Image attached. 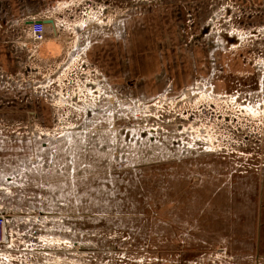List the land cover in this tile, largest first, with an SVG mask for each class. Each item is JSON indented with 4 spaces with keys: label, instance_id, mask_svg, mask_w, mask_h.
I'll use <instances>...</instances> for the list:
<instances>
[{
    "label": "rangeland",
    "instance_id": "374dc122",
    "mask_svg": "<svg viewBox=\"0 0 264 264\" xmlns=\"http://www.w3.org/2000/svg\"><path fill=\"white\" fill-rule=\"evenodd\" d=\"M107 1L137 18L138 48L107 49L105 68L120 67L106 79L104 51L84 49L104 24L60 22L36 75L40 121L17 131L24 143L40 131L35 152L18 142L1 161L9 264H264V0H134L133 13ZM166 1L178 16L147 11ZM165 22L176 51L156 32ZM196 57L213 94L208 80L163 85Z\"/></svg>",
    "mask_w": 264,
    "mask_h": 264
},
{
    "label": "crops",
    "instance_id": "0c3cea01",
    "mask_svg": "<svg viewBox=\"0 0 264 264\" xmlns=\"http://www.w3.org/2000/svg\"><path fill=\"white\" fill-rule=\"evenodd\" d=\"M180 1L185 2V0ZM124 2L130 1L128 0ZM131 2L133 3L134 0H131ZM132 5L133 6L129 7V9H132L133 13L136 11L137 6L135 3ZM174 5L176 6H172L170 1H166V8H163V11L154 12V9L150 10L148 8L147 11L154 14V17L159 16L161 18H170L173 17L174 14L178 16L179 10H181L177 7L178 3L175 2ZM148 6L151 7L152 5L148 4ZM38 9V4L31 0H0V171L2 168V158H4L7 153L6 147H15L18 142H21L22 145H27L29 151L35 152L34 146L35 143L38 142V139H35L36 137H31L24 139L27 140L26 144L24 143L25 141H21L23 138L17 133V131L24 126L23 123L26 122V115H31L35 121L36 119L40 121L39 106L42 90L40 85L36 84L38 81L36 75L40 74L42 62L46 63V60L50 59L48 52H56L57 50L52 43H49L51 41L50 39L42 45L43 47L40 46L36 52L32 53V55H30V46L24 45L26 36H24L23 30L28 23L26 17L36 13ZM180 15L182 16V11L180 12ZM130 16L131 14L129 17ZM136 19L137 18L130 20V18H125V20H117L111 25H106L104 27L100 26L99 28L90 27V30L88 29L89 36L84 45L86 48L84 49L88 51H91L92 49L104 51V53H97L96 60L98 61L97 64L101 66L99 69L103 73L104 78H106L105 75L107 74L118 73V67H120V64L117 63L116 66L113 64L117 69H114L112 65L110 69L105 68V56H107V58L110 56V51L107 49H112L111 55H116V50L130 52L135 51L138 48L136 37L139 31L136 27ZM166 24L167 22H165V25L159 26L160 29L156 32L171 35L164 44L170 46L173 45L172 50L176 51L175 45L177 44V41L171 40L173 35H176V31H174V29H169ZM168 26L176 27L173 21H171ZM140 31H145L147 33L148 28L146 26L142 27ZM106 41L109 43H106ZM137 57V53H130L128 57H126L129 61L132 59V67H134L133 72L132 69H130V73L135 74L137 72V68H135L138 66ZM196 59L197 57L191 60V63L195 66L194 70L190 72L192 74H189V71L185 72L186 67H184V62L181 61L180 64L182 65V68H177L180 71V74H174V76L168 79L163 85L166 87H172L173 90L181 92L193 84L195 85L199 82H204V80L207 81L209 79L208 76L202 77L201 75H197V73L193 75L197 66L193 61ZM118 61H121L120 57L118 58ZM208 81L209 83H214L213 80ZM149 82V80L144 79L142 85ZM164 86L161 90L154 93L153 96L162 94ZM27 118L29 117L27 116ZM34 126L38 129V125ZM36 152H39V148H36ZM10 155L11 154H8V156ZM39 159L40 157L37 153H33L28 157V161H32V165H35V162L38 163ZM32 171L34 172L32 176H34V167L32 168ZM0 190L3 189L1 188Z\"/></svg>",
    "mask_w": 264,
    "mask_h": 264
},
{
    "label": "built area",
    "instance_id": "2783aa9c",
    "mask_svg": "<svg viewBox=\"0 0 264 264\" xmlns=\"http://www.w3.org/2000/svg\"><path fill=\"white\" fill-rule=\"evenodd\" d=\"M38 4L39 9L36 13L26 17V21H30L26 24L23 34L26 36L24 45H29L31 53L36 52L39 47L44 44L48 39L57 38L58 26L63 19L66 18H78L79 15L84 20L85 18H92L97 25L104 24L114 21L115 18L118 20H125L129 18V14L125 10L120 13L119 7H112L111 3L107 0H31ZM109 17V18H108ZM46 19H52L53 25L43 23ZM106 24H105V23ZM75 26V25H74ZM74 31L75 28L70 27ZM84 48H86L84 46ZM97 68H95V71ZM34 75V74H33ZM35 76V75H34ZM212 92V87L210 92ZM226 96V95H223ZM28 126H24L23 129ZM36 130L33 127L32 130ZM30 134L34 131H30ZM36 137L40 138V131L36 130ZM0 205V245L7 244L8 235L7 228L10 224V215ZM11 212V210H9ZM15 214V213H13ZM12 240V239H11ZM12 258L11 253L5 249L0 248V264H9L8 258Z\"/></svg>",
    "mask_w": 264,
    "mask_h": 264
},
{
    "label": "water",
    "instance_id": "95a60500",
    "mask_svg": "<svg viewBox=\"0 0 264 264\" xmlns=\"http://www.w3.org/2000/svg\"><path fill=\"white\" fill-rule=\"evenodd\" d=\"M43 23L53 25V20L52 19H46L43 21Z\"/></svg>",
    "mask_w": 264,
    "mask_h": 264
},
{
    "label": "bare ground",
    "instance_id": "6f19581e",
    "mask_svg": "<svg viewBox=\"0 0 264 264\" xmlns=\"http://www.w3.org/2000/svg\"><path fill=\"white\" fill-rule=\"evenodd\" d=\"M73 48H72V46H71V49L69 50V51H71Z\"/></svg>",
    "mask_w": 264,
    "mask_h": 264
},
{
    "label": "flooded vegetation",
    "instance_id": "af4514ba",
    "mask_svg": "<svg viewBox=\"0 0 264 264\" xmlns=\"http://www.w3.org/2000/svg\"><path fill=\"white\" fill-rule=\"evenodd\" d=\"M197 86H200V85H197Z\"/></svg>",
    "mask_w": 264,
    "mask_h": 264
}]
</instances>
